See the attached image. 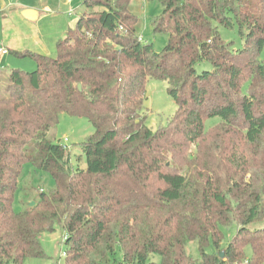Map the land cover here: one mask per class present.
I'll return each mask as SVG.
<instances>
[{"label":"trees","instance_id":"16d2710c","mask_svg":"<svg viewBox=\"0 0 264 264\" xmlns=\"http://www.w3.org/2000/svg\"><path fill=\"white\" fill-rule=\"evenodd\" d=\"M137 1L83 0L54 57L7 51L36 69L10 70L0 94V264L46 259L39 237L57 227L61 264H264V228H248L264 219V0H157L160 52L138 40ZM220 27H235L242 47ZM150 79L177 106L156 131L143 113ZM62 113L93 127L84 167L48 138ZM27 165L54 185L16 211Z\"/></svg>","mask_w":264,"mask_h":264},{"label":"rangeland","instance_id":"374dc122","mask_svg":"<svg viewBox=\"0 0 264 264\" xmlns=\"http://www.w3.org/2000/svg\"><path fill=\"white\" fill-rule=\"evenodd\" d=\"M83 0H0V48L18 52H34L48 57L55 56V43L63 39L69 28L75 27L76 22L82 16ZM133 5L140 6L139 18L144 27L138 40L152 44L155 52H160L167 42V35L152 33L151 21L162 10V5L157 0H138ZM221 39L231 43L233 50L242 47L236 28H218ZM264 57V47L259 58ZM201 68V67H200ZM36 69L35 62L31 58L14 57L11 53H0V94L6 86V79L10 70L33 72ZM200 70V69H198ZM177 109L176 103L167 92V83L150 79L145 84L144 116L145 125L153 131L165 127L169 119ZM219 122V119L208 120L206 129ZM93 127L87 119L71 117L62 113L58 117V123L48 132V138L54 143L69 147L72 164L84 167L83 162L78 163L76 158L81 155L79 145L93 133ZM193 148V146H192ZM193 150V149H192ZM53 180L47 173L35 171L31 166L24 168L23 177L18 183L15 195L14 209L20 211L24 205H30L38 193H48L53 188ZM27 191V192H26ZM249 229L264 228V219L260 224L248 227ZM236 232L233 226L223 230L224 239L222 247H225ZM63 231L56 228L52 233L40 235L39 241L47 258L42 260L28 259L24 264H61L63 260ZM187 253L198 257L195 243H188ZM211 252V248L207 249ZM250 254L249 248L246 249ZM115 258L120 259L121 254L116 252ZM117 259V260H118ZM148 262L159 263L160 257L150 254Z\"/></svg>","mask_w":264,"mask_h":264},{"label":"water","instance_id":"95a60500","mask_svg":"<svg viewBox=\"0 0 264 264\" xmlns=\"http://www.w3.org/2000/svg\"><path fill=\"white\" fill-rule=\"evenodd\" d=\"M78 90H79V91L81 90V87H80V85H78ZM32 205H33V203H31V204H30V206H32ZM219 257H220V258H222V257H223V253H222V252L219 254Z\"/></svg>","mask_w":264,"mask_h":264},{"label":"built area","instance_id":"2783aa9c","mask_svg":"<svg viewBox=\"0 0 264 264\" xmlns=\"http://www.w3.org/2000/svg\"><path fill=\"white\" fill-rule=\"evenodd\" d=\"M69 2L71 1V0H68ZM0 53L1 54H7V51L6 50H3V49H0ZM63 239H64V237H63ZM62 255H64V254H62Z\"/></svg>","mask_w":264,"mask_h":264},{"label":"crops","instance_id":"0c3cea01","mask_svg":"<svg viewBox=\"0 0 264 264\" xmlns=\"http://www.w3.org/2000/svg\"><path fill=\"white\" fill-rule=\"evenodd\" d=\"M0 49H3V50H6V51H8V49H6V48H0Z\"/></svg>","mask_w":264,"mask_h":264}]
</instances>
